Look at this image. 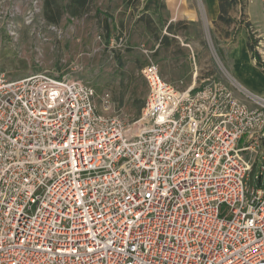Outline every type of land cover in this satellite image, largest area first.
Listing matches in <instances>:
<instances>
[{
    "label": "built area",
    "instance_id": "built-area-1",
    "mask_svg": "<svg viewBox=\"0 0 264 264\" xmlns=\"http://www.w3.org/2000/svg\"><path fill=\"white\" fill-rule=\"evenodd\" d=\"M142 75L125 122L82 79L0 58V264H264V94Z\"/></svg>",
    "mask_w": 264,
    "mask_h": 264
},
{
    "label": "rangeland",
    "instance_id": "rangeland-1",
    "mask_svg": "<svg viewBox=\"0 0 264 264\" xmlns=\"http://www.w3.org/2000/svg\"><path fill=\"white\" fill-rule=\"evenodd\" d=\"M68 3L0 0V58L10 78L49 71L82 79L96 89L98 113L125 122L141 114L142 68L151 62L179 90L238 79L237 66L254 80L241 82L264 93L248 46L258 39L264 61V26L250 18L249 0L230 9L229 23L212 18L207 0H91L78 16Z\"/></svg>",
    "mask_w": 264,
    "mask_h": 264
},
{
    "label": "trees",
    "instance_id": "trees-1",
    "mask_svg": "<svg viewBox=\"0 0 264 264\" xmlns=\"http://www.w3.org/2000/svg\"><path fill=\"white\" fill-rule=\"evenodd\" d=\"M90 2L91 0H69V3L66 9L72 15L78 16L87 11ZM237 2L238 0H219V14H218L217 20L221 22L229 23L231 20L230 9L233 8ZM249 26H250V23H248V27ZM249 36L250 38H252L253 35L249 34ZM257 40L258 39H255V41L253 42L249 40L248 46L253 56L257 58L258 66L261 67L262 71L264 72V61H262L261 55L256 50L255 43Z\"/></svg>",
    "mask_w": 264,
    "mask_h": 264
},
{
    "label": "crops",
    "instance_id": "crops-1",
    "mask_svg": "<svg viewBox=\"0 0 264 264\" xmlns=\"http://www.w3.org/2000/svg\"><path fill=\"white\" fill-rule=\"evenodd\" d=\"M169 1H170V3H174L176 0H169ZM207 1H208L209 10H210V8L212 9V12L210 11L212 18L217 19L218 14H219V0H207ZM247 12L253 21L261 23L264 26L263 12H262L260 0H249ZM256 69L261 70V68L259 66H257ZM234 70H235L237 77L240 81H242V80L248 81V82L254 81L248 75V72L246 73L245 71L242 70V68H239L236 66L234 68ZM260 74L264 77L262 70H261ZM262 89L264 90V88H262ZM260 93H262V92H260ZM262 94H264V93H262Z\"/></svg>",
    "mask_w": 264,
    "mask_h": 264
}]
</instances>
